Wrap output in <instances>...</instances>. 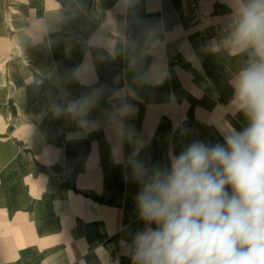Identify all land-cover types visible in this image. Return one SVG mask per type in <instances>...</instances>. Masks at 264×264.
<instances>
[{"label":"crops","instance_id":"0c3cea01","mask_svg":"<svg viewBox=\"0 0 264 264\" xmlns=\"http://www.w3.org/2000/svg\"><path fill=\"white\" fill-rule=\"evenodd\" d=\"M174 52L171 69L151 62L116 81L128 88L122 106L98 95L77 128L36 129L30 155L0 158V264H132L136 234L156 227L140 218L137 166L147 180L193 143L223 145L248 126L234 86L250 51ZM193 54L210 61L197 66Z\"/></svg>","mask_w":264,"mask_h":264},{"label":"rangeland","instance_id":"374dc122","mask_svg":"<svg viewBox=\"0 0 264 264\" xmlns=\"http://www.w3.org/2000/svg\"><path fill=\"white\" fill-rule=\"evenodd\" d=\"M238 1L0 0V158L30 155L36 129L77 128L98 95L113 92L122 106L128 88L116 81L139 78L151 62L171 69L181 58L174 51H250L257 59L231 42L245 5ZM193 56L197 66L210 61Z\"/></svg>","mask_w":264,"mask_h":264},{"label":"clouds","instance_id":"9594fccd","mask_svg":"<svg viewBox=\"0 0 264 264\" xmlns=\"http://www.w3.org/2000/svg\"><path fill=\"white\" fill-rule=\"evenodd\" d=\"M231 42L257 59L235 83L249 124L223 145L193 143L171 170L143 180L132 264H264V0L239 9Z\"/></svg>","mask_w":264,"mask_h":264}]
</instances>
